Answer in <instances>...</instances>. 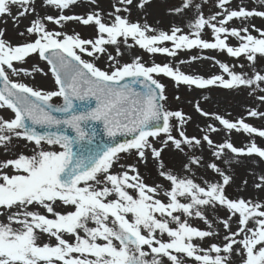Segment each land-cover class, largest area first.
Listing matches in <instances>:
<instances>
[{
  "label": "snow or ice",
  "instance_id": "snow-or-ice-1",
  "mask_svg": "<svg viewBox=\"0 0 264 264\" xmlns=\"http://www.w3.org/2000/svg\"><path fill=\"white\" fill-rule=\"evenodd\" d=\"M79 2L0 0V18H10L14 27L32 17L17 33L20 42L13 43L6 29H0V110L11 114L0 115V150L6 157L0 159V264H264V199L230 198L226 188L234 177L221 167L239 164L242 157L264 161V147L255 139L244 147L230 139L216 143L208 134L223 130L264 138V128L243 117L230 121L215 114L222 129L209 124L202 136H188L183 113L165 106V86L157 79L163 75L178 86L197 89L216 85L248 90L264 108V68L257 67L264 59V29L251 23L255 17L264 19V10L214 0L215 10L205 16L208 0H181L171 13L195 10L190 22L195 31L183 33L176 26L165 31L131 21L134 0H117L108 13L110 22L98 7L84 15L63 14ZM150 2L135 0L140 10ZM87 3L95 5L96 0ZM259 5L264 7V0ZM69 21L94 26L95 38L48 27ZM232 21L240 25L230 27ZM206 29L214 40L201 38ZM119 38L132 47L131 38L149 54L175 57L178 50L199 48L226 52L246 64L236 71L217 61L221 74L205 78L169 63L146 66L140 57L121 63ZM229 38L238 44L230 45ZM166 42L172 47L163 46ZM106 46H115V56ZM33 55L46 61L54 90L13 78L31 75L22 65ZM100 55H107L105 69L94 62ZM32 71L47 75L38 66ZM195 110L201 116L212 115L199 103ZM247 116L264 119V111L252 108ZM205 145L210 160L203 152L196 155L195 150ZM169 147L185 157L181 171L187 175L163 164L162 152ZM132 154L143 163L149 155L159 162L158 176L169 185L163 190L166 199L159 198L162 185L147 184L136 165L121 163L123 155ZM194 168L210 170L215 177L197 182L190 175ZM252 175L253 188L264 192V174ZM242 183L246 186L248 181ZM220 210L227 211L226 218L218 215ZM192 218L203 221L207 230L192 226ZM214 222L223 225L222 239ZM206 238L219 242L207 247L196 242Z\"/></svg>",
  "mask_w": 264,
  "mask_h": 264
},
{
  "label": "rangeland",
  "instance_id": "rangeland-1",
  "mask_svg": "<svg viewBox=\"0 0 264 264\" xmlns=\"http://www.w3.org/2000/svg\"><path fill=\"white\" fill-rule=\"evenodd\" d=\"M196 2L202 3L203 0H196ZM114 4H117V0H96L95 5H90L87 3V0H80L79 3L72 6L70 10H66L63 14L84 15L89 10H96L98 7L99 10L104 14L105 22H110L108 13L112 11V6ZM237 4H243L248 8L264 10V7H261L259 2L254 3L253 0L234 1L233 7H235ZM180 5L181 0H151L150 3L145 5L143 10H140L136 7L134 0L130 19L133 22L139 21L141 24L146 22L151 27L158 30L163 29L165 31H169L172 27L176 26L179 27L183 33L194 32L195 30L190 27V22L192 21V17L195 15V10H190L179 15L169 11L170 9L180 7ZM214 10V0H208V4L203 8L205 16L211 14ZM49 11H51L53 15L57 14L54 10ZM15 12H13V14H15ZM120 14L128 15V13L124 12ZM31 18L32 17L21 19L18 27H14L10 18H0V29H6V38L11 40L13 43L20 42L22 38L19 37L17 33L24 30V28L29 24ZM4 20H7L6 24L4 23ZM251 23L258 28L264 29V19L255 17L251 20ZM239 25V21H232L229 23L230 27ZM48 27L54 30H63L68 34L78 33L84 39H94L96 35L94 26H84L83 24L76 21L66 22L62 25V27L53 24H48ZM253 34L257 35L255 32H253ZM201 38L209 41L214 40V37L211 34V29H206L203 31ZM119 39L121 40L120 49L123 52V55L117 57V59H119L121 63L131 62V60L135 57H140L146 66H150L153 63H169L173 67L179 66L180 70L186 74L201 75L205 78L212 75L221 74V69L216 63L217 61L234 66L236 71L241 70L239 68L240 64H246V61L243 58L229 57L226 52H220L218 50H201L199 48L178 50L175 57L166 56L164 54H149L136 45L132 47H126L123 43V38ZM227 42L232 46H236L238 44V41L235 38H229ZM128 44L134 45V42L131 40V38H129ZM163 46L171 48L172 43L166 42ZM106 47L108 53H111L113 56H115V46ZM193 57H196V59L193 60ZM213 57L214 59H212ZM83 58L92 59L87 55H84ZM94 62L102 69L107 68L109 64L107 55L97 56ZM22 66L28 69L31 72V75L22 74L21 77H13L14 79H22L25 83L42 88L45 91L54 90V80L51 76V73L48 71V65L45 61L41 60L38 56L33 55ZM33 66H38L39 68L43 69L44 73H47V75H44L40 72H33ZM257 67L264 68V59L259 60ZM244 71H247V68H245ZM225 78H227L226 75ZM157 79L165 86L164 90L165 95L167 96V102L165 106L169 110H179L183 113L186 120L184 129L188 136H202L207 132V125L209 124L215 126L216 128L222 129V126L219 125V122L215 121L213 118L215 114H219L230 121H234L243 117L245 122L257 128H264V119L247 116V110L252 108L264 111V108H261L258 102H255L251 97L248 96V90H226L216 85L208 86L205 89H197L195 86L192 88L182 84L178 86L176 82H174L170 77H165L163 75L158 76ZM177 97H179V99H177ZM53 101L58 104L60 103L61 99L53 98ZM197 103H199V106L204 111L212 115L207 117L201 116L195 110ZM0 115L9 116L11 114L8 111L0 110ZM189 117L191 119H188ZM174 123H178V121H174ZM223 132L225 131L221 130L219 133L208 134L211 135L213 141L216 143L223 142L225 139H230L236 146L244 147L250 143L252 139H255V142L258 146L264 147V138H260L255 135H253V137H249L245 133H237L235 131L232 133L226 132V134H221ZM173 134L175 135L176 133L174 132ZM155 146L159 148L161 145L157 143ZM20 147L24 148L23 142H20ZM25 151L30 153V148L25 149ZM195 152L197 157H199L201 152H203V157L205 160L211 159V153L210 150H208L207 145H205L203 150L196 149ZM9 155H11V153H9ZM4 158L6 157L3 153V150H0V159ZM242 158L245 160H241V163L239 164H233L230 168L224 164H221V167L226 168L229 174L234 177V182L226 188L227 195L230 198L244 197L255 199L257 196H259L261 199H264V193H258L252 186L253 181L255 180V176L252 174H264V161H261L256 156ZM161 159L167 169L174 171L178 175L188 174L181 171V163L185 161V157L182 154H177L170 147L166 148L162 152ZM121 163H124L125 165H136L139 169L140 175L147 184L162 185L163 188L159 192V198L166 199L163 195V190L168 188V182L164 181L158 176V172L160 170L159 162L154 161L151 155H149L147 163L140 162L134 154L123 155ZM190 175L195 178L197 182H201V180L205 178L215 177V174L210 170L205 172L202 168L199 170L194 168ZM244 180L248 181L246 186L242 183ZM218 215L220 217L226 218L227 211L220 210ZM212 218V215H210L209 219ZM190 223L194 227L207 230L206 224L197 218L190 219ZM236 227L237 224L235 221H233L232 230L235 231ZM214 228L219 232L220 238L222 239L223 235L225 234L223 225L214 222ZM196 242L200 243L202 247H207L208 244L219 241L212 238H206L203 242Z\"/></svg>",
  "mask_w": 264,
  "mask_h": 264
},
{
  "label": "bare ground",
  "instance_id": "bare-ground-1",
  "mask_svg": "<svg viewBox=\"0 0 264 264\" xmlns=\"http://www.w3.org/2000/svg\"><path fill=\"white\" fill-rule=\"evenodd\" d=\"M234 1H241V0H234ZM257 2H259V0H257ZM256 2V3H257ZM16 11V9L15 8H13V12H15ZM133 46H135V45H133ZM221 134H226V132H223V133H221ZM241 160H245L244 158H241ZM264 192H262V194H263Z\"/></svg>",
  "mask_w": 264,
  "mask_h": 264
},
{
  "label": "water",
  "instance_id": "water-1",
  "mask_svg": "<svg viewBox=\"0 0 264 264\" xmlns=\"http://www.w3.org/2000/svg\"><path fill=\"white\" fill-rule=\"evenodd\" d=\"M62 103V102H61ZM120 139H123V138H120Z\"/></svg>",
  "mask_w": 264,
  "mask_h": 264
}]
</instances>
